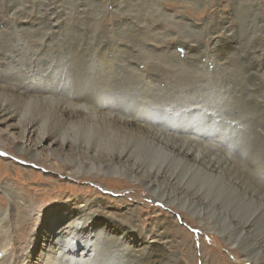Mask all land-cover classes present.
<instances>
[{"label":"rangeland","instance_id":"374dc122","mask_svg":"<svg viewBox=\"0 0 264 264\" xmlns=\"http://www.w3.org/2000/svg\"><path fill=\"white\" fill-rule=\"evenodd\" d=\"M252 1L0 0V55L15 57L0 65V109L56 135L82 163L77 171L46 152L31 160L0 137V264H21L46 228L44 216L84 200L117 210L120 237L132 224L158 235L165 234L160 224L171 223L172 261L177 252L184 264H264V203L250 196V186L233 188L235 168L241 171L235 160L216 154L208 162L206 143L142 136L118 123L138 119L179 134L173 119L216 114L257 129L264 115V0L260 9L250 8ZM22 19L27 24L19 27ZM34 52L43 64L30 65ZM80 84L88 88L82 98ZM26 88L32 94L20 102ZM110 100L113 115L104 108ZM129 170L155 177V193ZM167 196L175 204L162 202ZM250 223L244 235L255 246L241 240L240 228ZM89 235L73 237L77 249L67 255L105 264L108 252L112 264L139 263L129 239H103L98 251ZM235 235L241 244L232 249L225 239Z\"/></svg>","mask_w":264,"mask_h":264},{"label":"bare ground","instance_id":"6f19581e","mask_svg":"<svg viewBox=\"0 0 264 264\" xmlns=\"http://www.w3.org/2000/svg\"><path fill=\"white\" fill-rule=\"evenodd\" d=\"M248 4L250 8H261L258 0H253L252 3L248 2ZM163 6L164 2H161L160 4L158 3L159 8L163 9ZM33 7H35L34 3L32 4V8ZM23 19L16 21V24L19 25V27L27 24L25 23L27 20L24 22ZM31 21L33 22L34 20ZM35 24L36 23L34 22L29 23L31 27L35 26ZM193 24L195 23L191 22V25ZM212 44L214 45L215 43ZM184 45L189 48L194 47L188 44ZM37 53L38 52L32 53V58ZM18 58L21 61V57L18 56ZM32 60H34V62H31V66H33L34 64H36L37 66L43 64V61L39 58L34 57ZM14 61V56L9 57L3 54L0 55V65L11 64ZM211 62L213 61L211 60ZM263 70L264 68H260L258 72H263ZM32 75L33 76L30 78H36V76H39V73L37 74L36 72V74ZM49 76L51 75L49 74ZM80 88L81 93L79 94H83L82 96H80L82 98L84 95H86L88 88L85 86H82ZM25 90H27V94L19 96L20 102L23 100L24 97H27L28 95L32 94L30 92V89L26 88ZM77 98H79V96L76 98L74 97L73 100H77ZM112 107L115 108V104L112 100L107 101L104 106L106 111H109L111 109L109 113L112 112ZM191 108L192 107H190V110ZM193 112H198V108L196 107L195 110H191V113ZM111 114L113 115V113H110V115ZM119 118L118 123L123 124L119 125L121 129H128L130 132L133 131L138 135L159 137L163 136L164 138L173 141L190 139L192 140V142H199L200 144L206 143L208 145V150L206 153L205 161L211 162V158L216 154H219L225 158L232 160L228 161L229 164L235 160L238 163L241 171L239 172V170L234 167L238 171V174L232 179L233 188H235L236 190H243V187L250 186L252 188L253 194H248L251 197L257 198L262 203H264V115H262L258 119L259 125L257 126V129H260V133L250 124L249 125L252 128L239 126L238 124H235V119L232 120L230 118H227L226 116H220L216 114H206L203 116L199 115L197 118H193L192 116L193 119H188L186 116H180L179 119H176L175 121L173 119V122H176V125L181 123L182 130L179 134V131L176 128L173 129L174 132H172L170 129L165 131L163 129L160 130L156 127H153L151 125L148 126L144 122H142L140 126V122L138 119H136V121L134 120V122H131L130 120H125L122 117ZM18 119L19 115L16 112L11 111L7 108L0 109V127L5 129L3 132L0 131V137H4L10 140L12 142V145H14V148H16L22 154L28 156L31 160L38 159L41 153L46 152L50 156L56 155L64 159L67 163H72L74 165V170L79 171V164L82 163L76 162L73 157L69 156L68 152H66L67 146L65 144H61L56 135H42L40 134L35 125H29L28 127H25L21 124L20 120ZM148 121L149 120H147V122ZM233 124L234 126H232ZM195 133H201V135L204 136L203 140L199 141L198 138L196 139L194 136H192ZM183 134L185 135V137H182ZM185 156L190 157L192 155L188 152ZM116 164H120V161ZM104 168L105 167H103V169ZM126 175L128 177H131L134 181L144 184V186H146L148 190H151L153 193H155V177H148L143 180L140 179L141 177H139L136 173L131 172L130 170L126 171ZM164 198L165 197H163L161 200H164L162 202H165L166 205L175 204L168 196L167 199ZM178 198L179 197H177V199ZM187 201L191 206L196 205L195 201L191 199H188ZM79 205V208L76 209L74 207V204H67L64 207L56 208L54 211H51L44 216L43 227L46 228L40 236H36V238L33 240L28 254L26 255V258L22 260L21 264H67V261L68 264H72L73 262L74 264H89V261L87 262V260H85V262H82L80 261V258H71L70 255H67V253L74 255V250L77 249V247L72 246L74 245L72 240L73 237H76L78 234L82 235L83 237H87V235L91 233H94L96 235V238L93 239L94 241L92 242V246L96 247L98 251L102 249L103 246H105L103 239L114 240L118 238V240H121L127 238L131 242L130 249L135 252L136 259L139 261L140 264H184L181 255H179V253L177 252H174L175 259L173 261L170 259L172 255L168 252V248L170 246L169 238H171V236H169V233L173 228V225L171 223H167V221H165L164 224H160V228L164 231L165 234L160 232V234L157 233L158 235L152 232L147 233L145 229L139 228L138 225L132 224V226L129 228V232H127L124 236L120 237L118 233L120 225L117 221V210L106 206L102 208L101 205H96V202L94 204L93 202H88L85 200L82 201ZM198 223L206 230L210 229V226L206 225L205 222L199 221ZM251 224L252 223H250L247 227L240 228L242 234L241 240L242 244L247 243L248 246L249 244L255 246L256 242L251 241V239L249 240L244 235V232L246 230L249 231L251 229V226H253ZM239 238L240 236L237 238L235 235L233 238L225 239V241L229 243L230 247H232L233 249L235 245L232 244V242L239 243ZM64 252L66 255H63ZM77 254H79L78 256L80 257V255H85L86 253L85 251H81ZM246 254L247 256L249 255L248 253ZM101 256H104L106 260L109 259L108 262L105 264H109L112 259L108 257V252L105 255ZM101 264L103 263L101 262Z\"/></svg>","mask_w":264,"mask_h":264}]
</instances>
